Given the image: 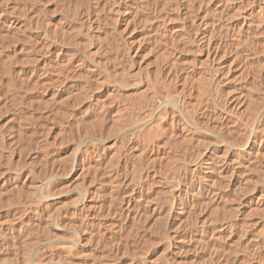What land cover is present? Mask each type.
<instances>
[{
	"label": "rangeland",
	"instance_id": "374dc122",
	"mask_svg": "<svg viewBox=\"0 0 264 264\" xmlns=\"http://www.w3.org/2000/svg\"><path fill=\"white\" fill-rule=\"evenodd\" d=\"M185 1H187V0H184V1L183 0H179V1L178 0H156V1L155 0H153V1L152 0H150V1L149 0H119V1L118 0H90V1L89 0H0V146H1L0 147V158H1L0 159V171H1L0 172V183H1L0 184V221L2 222V223L0 222V233L2 234V235L0 234V262H2V264H13V262L15 261V259L17 260V258L19 260V262L17 261V263H20V264H23L24 260L27 261L26 259L29 260V264L38 263L36 261H40V262H43L45 264H50V263L59 264L56 262L58 260V258L63 256L62 258H59V260L69 259V257H67L69 255H67V253H70L71 250H72L71 254L73 255V256L71 255L73 262L74 261H77L79 263H83V262L87 263L88 262L87 264H90L91 261H92V263L94 262L93 264H96L97 263L96 260L98 261L97 264H99V262L101 263L102 260H104V258H105L104 257L102 259V257L99 255V254H102V252H103L102 256L106 255V258L102 262V264H107V262H105V261H108V260H109L108 261L109 264H180L181 262H182V264H190V263L191 264H208L209 262H210L209 264H247V263L248 264H264V258H263L264 256L261 255L262 259L260 257L257 258V256H256L257 255L256 253L259 249L258 243L260 240H262L264 238V231H263L264 230V211L255 210V207L253 206V203L251 202L252 198H251V194L249 192L250 189H248L246 187V186H248V184L243 182L247 179V177L251 173L249 168L248 169L243 168L244 171L242 170L243 174L241 173V179L243 181H241V182L243 184L240 181H238V174H239L238 172L240 170V166L238 163L239 160H237L236 157H232L235 159H233V160L229 159L228 162H230V163H227L228 167L231 168L230 170H232V169L234 170L233 171L234 173H233L231 171L226 172L225 170H222L221 168H223L226 164H222V162L220 161L221 158H219L218 156L212 155L211 159L207 160L208 163L206 162L207 165L209 164L207 166L208 168L205 167L206 164L205 165L203 163H202L203 165L201 164V168L203 169L202 172L208 173L207 176L210 175L214 179V182H213V180H212V182L210 180V186L211 187H209L207 185L208 180H205V178L201 179V180L199 179L200 180V183H199L196 172L190 171L192 173V177L190 176L191 173L190 174L188 173V177L185 178V180H184L185 187H183L182 191L179 194L180 196L178 195V197L173 196L172 192L170 191V190L176 189L175 183L172 182L170 176H172L171 173L178 171L177 168H179V167H177V164L173 162L171 164L169 163L170 166H168L167 163L163 162L164 163L163 166L164 165L165 166L167 165V166L163 167L161 165V167H160V172H162V174L164 175V176H161L163 179L160 178V180L162 182L161 183H157V182L154 183L155 181H158L157 180L158 177H156V176L151 177V175H150L151 169H152V163L147 158H143V161H142L143 167L146 168V166H147V172H148L149 176H146L145 174H143L146 177L143 176V178L140 179V181L144 179L145 181L144 180L143 181L147 182V183H145V184H147V186L145 188L146 191L144 190L142 200L140 199V201L138 200L137 202L132 201V205L134 208L131 205V208L127 211L128 212V218L124 217V219L122 220L123 215L121 216V212H118V211H121L120 209H122V207L125 208V205L122 202V197L120 198V196H121L120 190H117L118 191V192H116L117 196L115 195L114 199H113V201H115L117 204L115 202H113L112 203L113 204V206H112L113 211L112 210L110 211L112 218L114 217L113 221L110 220L108 212H106L107 214L105 213V211L107 210V207H106L107 203L103 202L104 204H106V206L104 205V207H106V208H102L101 212L99 211L100 212L99 216L103 215V216H101L100 221L101 220L104 221V222L103 221L100 222L101 225L102 224L104 225V226L100 225V227H99L101 232H100V230H98L99 232L96 231L98 229L97 227L96 228H92V227L90 228L91 225L87 224L86 222L83 223V221H82V223H81L80 220L81 219L83 220V218H78V220L80 219L79 222H78V220L75 222L78 229L83 230V232L86 233V237H88V238H86V240L87 239L90 240L89 237H93L95 234V236H94L95 238H93V239H95V241H93V239L90 240L91 242L93 241L95 243H93V242L91 243L90 241L89 242L92 245L94 244L93 247L99 248V249L96 250L97 252L91 251V255L87 254L88 252L90 253V251H88V252L86 251L87 253L85 254V256L83 255L84 254L83 253V254L77 255V258H74L75 255L73 254L74 250L71 249L72 247H70L69 252L61 251V250H63L62 249V247L64 245L63 242H61V241L55 242L54 241L55 242L54 243L51 241V244H53V245H50L49 244L50 242L49 243L45 242L46 241V240H44L45 237L43 238L44 235L40 234V232L42 231V229H40V228H42V225L45 224L44 221H45V218H47V216H45L46 214L44 212L43 213L41 212L42 215L40 213L38 214V212L36 213L37 215L35 213H34V215L33 214L29 215V213L25 209H23L25 206L21 201H17V202L15 201L14 202L12 199H10L11 196L13 195V191L11 190L12 189L11 182L15 183L19 187H21V189H23V191H25L29 187V184L31 185L32 183H34L35 180H36V182H38V183L40 182L43 185H45V182H46L45 180L51 174L50 172L52 170H54V171H52V173H54L55 171H57V169L59 171V168H60L59 162L61 161V158H63L62 157V156H64L63 154H66V153L70 154L72 152H73V154L75 153L74 152L75 149H72V147L75 148V145H74L75 142L71 141L73 138L72 136H74L73 139H74V141H76L77 139L75 136L76 135L78 136L79 135L78 133L81 132L80 134H82L83 136L80 138L86 140L85 146H88L90 149L94 147V148H96V150L99 148L98 154H100L99 158H100V162H101V163L99 162L101 164L99 170L101 172L103 171V173H101L100 178L98 176V178H99L98 180H101V181H99V183H97V185L100 184L97 187H99V190L101 191L100 194L102 193L100 195V199L102 198L104 200V198H105L104 201H108V197H106L105 193L107 192L106 194H108L109 193L108 190L110 189L109 185L107 184L109 177H110L109 175L112 174L113 171H115L117 166L119 167V164H120L121 159H122L118 155H116L117 156V159H116V157H114V156L117 153L112 154V155H114V156H112L110 154L111 152L109 153V150L112 149L117 144V141L119 142L120 139H118V138H121V136H123L122 133L127 127V124L125 121L129 120L128 119L129 113H126L128 110L125 106L126 101H124V100L127 98L128 94L133 92L132 89H138L139 93H141L140 91L143 92L145 87H146L145 88L146 90L148 87H150V89H151V87L153 86V84H152L153 81L151 79H152V77H154L155 73L159 74L158 72H161V74H169L170 75L169 77H171V78L169 81H171V84H169V88H170V85H172V86H171L169 91L170 92L172 91L171 93H174V94H175V91L178 93L179 89H181V85H180L181 81H179V79L176 78L177 72L178 73L182 72L184 70L182 68H184L185 66H186L185 68H187V67L192 68L191 66H197L198 65L197 63L203 61L202 64H204V66L208 67V70L210 71V73L214 72V70H213L214 68L211 67L210 65H208V61H207L206 56H205L206 54L203 53V51H200L199 49L197 50V47L195 46L196 41L198 40V38H200L199 35L201 34V32L206 31V29H207V32L209 30L210 31L212 30L211 33L210 32L206 33L207 35L211 34L209 36H211L212 41H214L215 43L220 41L219 43H217L218 48L221 52L222 51L224 52V53L220 52V55L221 56L223 55L222 56L223 59L220 58V61L221 62L223 61L224 62L223 64L229 65L228 62H231V60L233 59L232 60L233 62H231L232 64L230 63L231 65H229V66H231V72L233 71L232 72L233 73L232 78H234L233 81L237 82L239 80V75H238L239 69L242 68V65L246 64L245 66H243V67H245V69L247 68V70H245V72H244V73H246V75H244V73H243V75H244L243 77H244V79H246V82H248L247 84H248L249 88H250L249 85H251V88L252 87L258 88L259 84H261V83H258L259 80L263 79V77H264V74H262V72L264 73V70H263L264 68L262 66V65H264V62H263L264 61L263 60L264 59V53H263L264 52V40H263L264 35H262V36L259 35L261 33L264 34V30H263L264 29L263 28L264 23L262 22V24H261L262 25L261 28H263L262 29L263 31L259 28L258 29L259 31L257 30L258 34L255 33L257 36H253L252 33H251L252 35H250V34H247L249 36L246 35L249 39L246 36H242L241 40L247 38L249 41L246 40L247 42L245 44V40L242 41L243 43L240 42L241 41L240 40L239 43L241 45L239 43L238 44L236 43L237 44L236 45L235 44L236 39H234V38H236V34H237L236 28L239 29L240 25L232 27L233 23H235V22L238 23L242 20V15H244V14L247 15L253 9V5L251 4L252 0H250V1H248V0H240V1L239 0L238 1L237 0H231V1L230 0H228V1L227 0H225V1L224 0H221V1L220 0H201V1L200 0L199 1L198 0H193V1L191 0V1H189L188 0L187 2L193 3L192 5L188 4V3L186 4ZM258 1L261 4V6L264 7V5H263L264 0H258ZM177 3H179L180 6ZM247 3H249V5H247ZM160 4H161V7H160ZM198 4H200V5H198ZM244 4L247 5V7L244 6ZM186 5L187 6L189 5V7H192V8L187 9ZM170 8H172L173 10H170ZM219 8L220 9L223 8V9L219 10ZM234 8L236 10L239 8V10L235 11ZM177 9L179 12L177 11ZM185 9H186V13L189 10V12H188L189 14L184 16V17H187V19L186 18L183 19V17H181L182 15L186 14V13H184ZM216 9H218V11ZM231 9L234 11H232ZM12 10H13V12H12ZM115 10H118V11L116 12ZM219 11H221V12H219ZM263 11H264V9H263ZM196 12H197V14H196ZM232 12H234V13H232ZM237 12H239L240 14H242V13L243 14L240 15ZM93 13H94V15H93ZM90 14H92V15H90ZM198 14H200V15L198 16ZM215 14H216V16H215ZM233 14H235L234 18H233V16H234ZM236 14H237V16H236ZM86 15H88V16H86ZM227 15L230 19L225 18V17H227ZM104 16H106V17H104ZM205 16H207V17L209 16V17L206 18ZM212 16L214 18H211ZM261 16L263 17L262 14H261ZM173 17H174V19H172ZM176 17L178 18V20ZM202 17L205 20L206 19L207 20L203 22L204 19ZM249 17H251L253 19L256 17V15L252 14ZM218 18H220V19H218ZM221 18H223L225 20H223ZM258 18H259V16H258ZM247 19L248 18H246V20ZM114 20H116V21H114ZM150 20H153V21H150ZM210 20L212 22L209 23L210 25L208 24L209 26L204 25V24H207L208 21H210ZM216 20H218L217 21L218 23H216ZM190 21L192 23H194L195 21L196 22L200 21V22H198V24L196 22L194 24H192ZM230 21L231 22L234 21V22L231 23ZM201 22H203L204 24ZM213 22H214V25L212 24ZM161 23H163V24H161ZM215 23H216V25H215ZM38 25H39V27H38ZM193 25H195V27L196 26L197 27L195 28ZM34 26H36V27H34ZM87 26L89 27V29L86 28ZM113 26H114V28H113ZM190 26H192V27H190ZM199 26L201 28H199ZM202 26H204V27H202ZM210 26H212V28H210ZM219 26H220V28H219ZM187 27L190 30H191V28H192V30L195 29L194 31H196V32L194 33L193 31L189 30L190 31V33H189V31H187L188 29H185ZM230 27L232 30H235L232 32L235 35H233L231 33ZM17 28H19V29H17ZM119 28H121V29H119ZM104 29H105V31H104ZM197 29L199 30L198 32H197ZM181 30H184V31H181ZM253 30H255V32H256L255 27L253 28ZM54 33H56V34H54ZM193 33L195 34L194 37L191 36V35H193ZM219 33H221V34H219ZM162 34H163V36H162ZM228 34L231 35L230 38H228L229 37ZM245 34L246 33H244L243 35H245ZM182 35H184V37ZM209 36H207V37H209ZM250 36H251V39H250ZM99 37H100V39H99ZM178 37H180V38H178ZM71 38H72V40H71ZM192 38L196 41L192 42V40H193ZM129 39H131V40H129ZM176 39H177V41H176ZM229 39H232L234 41V43L233 42L231 43V44H233L232 46H231V44L230 45L228 44V42L231 41ZM188 40H190L191 42ZM82 41H84V43ZM185 41H187V43ZM254 42H255V44H254ZM220 44L221 45L223 44L224 47H223V45L221 46ZM227 44H228V46H227ZM78 45L82 46L83 48L78 46ZM114 46H116V47H114ZM234 46H236V48H234L235 50L238 48L236 51H234V49H233ZM241 46L243 47V50H242ZM222 47H223V50L220 49ZM104 49L106 52L104 51ZM185 49H186V52H185ZM192 49H193V51H192ZM99 52H101V53H99ZM236 52H238V53H236ZM244 52L247 56L244 54ZM99 54H100V56H99ZM171 55H172V57H171ZM91 56L93 57L92 60H91ZM244 56H246V57H244ZM107 58H109L108 59L109 61L107 60ZM111 58H112V60H111ZM240 58L244 59V60L241 61ZM173 59H175V60H173ZM187 59H188V61H187ZM227 60H228V62H227ZM248 60L250 63L248 62ZM98 61H99V63L101 62L100 65H98L99 64ZM191 62H192V65H191ZM173 63H175L174 66H173ZM115 64L116 65L120 64V65H117L118 66L117 67ZM195 64H197V65H195ZM248 64H249V66H248ZM102 65H103V67H102ZM157 65H160V66L158 67ZM187 65H189V66H187ZM179 66L182 68L179 69L180 68ZM255 66H257V67H255ZM111 67H114V68H111ZM101 68H102V70H100ZM258 68H260L261 70ZM106 69H108L109 71ZM98 70H99V72H97ZM249 70H251V71H249ZM117 71H118V73H117ZM136 71L138 72V74ZM254 71H255V73H254ZM129 73H132V74H130L128 77ZM65 74H66V76H64ZM70 74H72V75H70ZM236 74H237V76H236ZM254 74H256V75H254ZM56 75H57V77H56ZM131 75H133L134 77H131ZM259 75H260V77H259ZM22 76L24 77V79ZM72 76L73 77L75 76V78H73ZM88 76L90 77L89 80H88ZM38 77H40V78H38ZM65 77H66V79H65ZM71 78H73V79H71ZM122 78H124V79H122ZM154 78H153V80H154ZM173 79H175V80H173ZM50 80H52L51 83H50ZM58 80H59V83L57 82ZM124 80L126 83L124 82ZM136 80H137V82H136ZM224 80L225 79L223 78V80L217 85L218 87L216 86V88L214 90V92H216L215 93L216 94V101L219 100L218 102H220L222 104L226 103L227 100L231 101V97L233 98L236 94H238L236 91H235L236 93L233 91L232 96H231V94H227V92H226L228 89V88H226L227 87L226 86L227 81L226 80L224 81ZM148 81H149V83H147V84H149L150 86L148 85V87H147V84H144V82L146 83ZM177 81L179 82V84H177L178 83ZM121 82H123L122 84H124V83L125 84L123 86H121L122 85ZM130 82H132V84ZM138 83L140 85H141V83H143V84H142V86H140V85L137 86ZM159 84L160 85L158 86L155 83L156 89L159 90L160 86H161V89L163 90V85L161 83H159ZM252 84H255V85H252ZM176 85L179 86V88L176 87ZM256 85H258V86H256ZM43 86H45V87H43ZM86 86H88V87H86ZM97 86H100V87H97ZM10 89H11V92H9ZM150 89L147 90V92L145 90L143 92V94H145V95H146V93L148 94L150 92ZM261 89H264V87L261 86V88L259 89V92ZM85 90H86V92H85ZM74 92H76V93H74ZM80 92H81V94H80ZM160 93H164V91L160 90ZM260 93H262V92H260ZM116 94L118 96H121V100H120V97H118V96L116 97ZM124 94H125V96H124ZM247 94L243 95L244 96L243 100L246 98L244 100V102H245L244 108L245 107L247 108L248 103L250 101V97H249V99H247V97H248ZM68 95H69V97H68ZM14 96H15V98L18 97L19 101H17L18 99L15 100V98H13ZM78 96L81 99H83L84 101L81 100ZM82 96H83V98H82ZM122 96L124 97V99ZM70 97H72V98L70 99ZM87 97H88V99H86ZM11 98H13V100ZM97 98H98V100H97ZM10 99L12 101H9ZM51 99H52V101H51ZM100 99H101V101H99ZM45 100L46 101L49 100L50 102H46ZM93 100H95L94 101L95 103H93ZM122 100L124 103L121 102ZM13 101L14 102L17 101V103H19V105L17 103H15V104H17L18 106L12 105ZM98 101L100 103L103 102L102 103L103 107L101 106L102 108L99 106L100 103ZM116 101H118V102L120 101L124 106L120 103L118 106L119 107V109H118V107H117L118 102H116ZM247 101H248V103H247ZM44 102H45V104L48 103V104H46L47 107L44 106L45 105ZM90 102H92L93 104ZM89 103L92 105H90ZM75 104L77 106H75ZM96 104H98V105H96ZM216 104H217V102H216ZM246 104H247V106H246ZM260 104L262 105L263 103L261 102ZM69 106H71V107H69ZM120 106H121V108H120ZM122 108L124 109V111H123V113H120L123 110ZM261 108H262V106L259 109H261ZM11 109L13 111L15 110L16 112L15 111L13 112ZM37 109L40 112H38ZM120 109H122V110L119 111ZM84 111H86V112H84ZM118 111L121 115L120 117H123V116L125 117V118L123 117L122 119H126L123 121L126 124V126L120 118L115 119V116L118 113ZM55 112L62 113L63 115L61 114L60 115L61 117H60L58 114V116H57V113L55 114ZM70 112L71 113L73 112V113L71 114ZM105 112L106 113L108 112V114H106ZM114 112H117V113H114ZM103 113L106 114L105 122H103L104 120L103 121L101 120L102 117L104 116ZM112 113L114 116L112 115ZM38 114H41L39 116V118H38ZM124 114L125 115L128 114V116L126 115L128 118ZM111 115L114 118L113 122H112L113 118L111 117ZM34 118H35V120H34ZM37 118H38V120H36ZM118 119L120 120L122 125L124 124L123 125L124 127L120 126L121 123L119 122ZM97 120H98V122H97ZM56 121H57V123H56ZM81 121H83V124L85 122V124L83 125ZM58 122H60V123L62 122L61 123L62 125L59 124ZM90 122L92 123L91 125H90ZM99 122H101V123H99ZM118 122L120 125L118 124ZM79 123L81 124V126L79 125ZM72 124H74V125H72ZM57 125H58V127L60 126L61 129H59L57 127ZM99 125H100V130L98 129ZM109 126H110V129H109ZM114 126H115V128H113ZM76 127L78 128L77 131H80V132L77 133ZM83 127H84V129H83ZM119 127H121V130L119 129ZM116 128H118L120 130V132L117 131L118 129L115 130ZM108 129H109V131H107ZM226 129H227V127L225 125L223 127L222 124L220 125L219 128L215 129L216 133L218 132V135H220L219 136L220 139H223L224 137H225L224 139H229L228 137H230L231 134L230 133L228 134V131ZM96 130H98L99 132ZM100 131H102V132H100ZM115 131H117V132H115ZM45 132H47L48 134H45ZM58 132L60 135L57 134ZM85 132L88 134L85 135L86 134ZM94 132H95V134H93ZM2 133H4V134H2ZM38 133H40V135ZM61 134H63V135H61ZM65 134L67 136H65ZM92 134H93V136H96L94 141H93L94 146L91 145L92 144V140H91ZM99 134H101L100 138H99ZM120 134H122V135H120ZM55 136L57 137L56 138L57 140L54 138ZM62 136H63L62 142L63 143L65 142L66 145H65V143L62 144V142L60 140L62 138ZM79 136H81V135H79ZM79 136H78V138H79ZM30 137H31V140H30ZM13 138H16V139H13ZM36 138H39V139H36ZM40 138H41V140H40ZM23 139H24V141H23ZM25 139H27V140H25ZM53 139H54V141H53ZM89 139L91 142L89 141L90 143H87ZM220 139H218V140H220ZM33 140H35V141H33ZM51 140L53 141L52 143L50 142ZM58 140H59V143L62 144L61 145L62 147L61 146L59 147L58 146L59 143L58 144L56 143V141L58 142ZM66 140H67V142H66ZM169 140H170L169 144L172 143V145H174V146L176 145L173 143L174 142L173 140H171V139H169ZM32 141H33V143H32ZM95 141H96V143H95ZM114 141H116V142H114ZM46 143H47V146H46ZM48 143H49V145H48ZM50 143H51V145H50ZM86 143L88 145H86ZM177 144H178L177 147H180L181 149L184 148L183 147L184 143H183V145L182 144L180 145V143H177ZM95 145H97V147ZM188 145H186L185 150L187 151L189 149L188 152H190L193 149V148L191 149V147H193V144L189 145L190 146L189 148H188ZM38 147L40 150L39 149L36 150ZM195 148H194V150L197 153V157L200 158L199 154H201L202 150L200 148L199 149L200 151H198L200 153H198L196 151L197 148L196 149ZM213 148H216V146H213ZM8 149H10V150H8ZM56 152H57V155H56ZM105 152H106V154H105ZM191 152H193V150ZM2 153H4V154H2ZM5 153H7V154H5ZM112 153H113V151H112ZM73 154H71V155H73ZM71 155L70 156L68 155V156L71 158ZM107 155H108V157H107ZM32 156H34V157H32ZM58 157L60 158V161H59ZM110 157H114V158L111 159ZM194 157L196 158V154ZM109 158L111 159V161L109 160ZM16 159L21 164H18ZM63 159L66 160V155L64 156ZM54 160H55V162H54ZM56 160H58V161H56ZM68 160H69V158L67 159V161ZM112 160H114V161H112ZM209 161H210V163H209ZM69 162L67 164H69ZM103 162H104V164H103ZM111 162H112V164H111ZM45 163H46V165H45ZM43 164H44V167H43ZM114 164H115V166H114ZM9 165H11V166H9ZM123 165H124V163L122 164V166ZM57 166H58V168H57ZM101 166H102V168H101ZM105 168L107 170H104ZM125 168H126L125 174H127L128 170L131 168L130 167H125ZM145 168H144V171H145ZM45 169H46V171H45ZM211 169L213 171H211ZM100 171H98V172H100ZM104 171H106V173H104ZM129 171L130 172L128 173V175L130 174L132 176V173L134 170L131 169ZM219 173L221 175H219ZM261 173L264 174V172H261ZM105 174H106V176H105ZM98 175H99V173H98ZM102 175H104L105 177L104 176L102 177ZM134 175H135V173H133L132 178H134ZM138 175L139 174L136 173L134 180L136 179L137 181H139ZM259 175L256 174V172H255L253 179H255L256 182H258L257 184H263L264 179H263V177H259ZM43 176L44 177L46 176V178L43 179L44 178ZM103 178L104 179L106 178V179L104 180ZM2 179H3V181H2ZM76 180L79 182L81 181L80 179L78 180V178H77L73 181H70L68 186L70 185V187L77 186V187H82V188H85L86 186L88 187V182H86L84 184L86 186H83V184H80L82 181L76 185V183H78ZM160 180L158 182H160ZM102 181H103V183H102ZM104 181H106V182H104ZM215 181L217 183V186L219 183V186H218L219 188L217 191L218 192L220 191V192L218 193V195L213 194L214 190H215V188L213 186H215V184L211 185V183H215ZM4 182L6 183V185ZM105 183H106V186H105ZM132 183H133V181H132ZM170 183H172V184H170ZM2 184H3V186H2ZM150 184H152L154 187L150 186ZM155 184H158V185H155ZM245 184H247V185H245ZM80 185H82V186H80ZM239 185L242 186L243 188L246 187V189H248V192H247V190H244L245 188L243 189V191L240 190ZM133 186H134V183L132 184L130 189H132ZM101 187H103V188H101ZM160 187H162V188H160ZM205 187H207V188H205ZM222 187H223V189H222ZM43 188H45V189H43V193H45L44 190L49 188V186L45 185V186H43ZM3 189H4V191H3ZM207 189H209V191ZM210 189H212V191ZM8 191H11V192H8ZM46 191H48V189ZM174 192H175V190H174ZM211 192H213V193H211ZM1 193H3L2 196H1ZM221 193H222V196H221ZM129 194L131 197L134 196L132 190L129 192ZM175 194H177V192ZM102 195H105V196H102ZM207 195H209V196H207ZM74 196H75V198H77V196H79V194H77V192H75ZM171 197H172V199H171ZM6 198H8L10 200L7 202L8 199H6ZM9 202L11 204L12 203H14V204L11 205V204H9ZM20 202L22 204H20ZM67 202H69V199ZM17 203H19V204H17ZM191 204H193V205H191ZM6 205H7V207H6ZM52 207H51V211H55V212H52L53 216L55 215L54 219L56 221H58V220L61 221L62 224H63V222H64V224L67 223L68 222L67 220H69V219H67V218L64 219L63 217H61L64 215L63 214L64 208L61 211H58L56 208L54 209L55 206H52ZM118 208H119V210H118ZM174 208H176V209H174ZM116 209H117V211H116ZM114 210L116 211V213H119L120 215L114 213ZM213 210H214V212H213ZM102 212H104L106 216ZM55 213H57V215ZM21 214H22V216H21ZM58 215H60V216L58 217ZM118 215H119V217H118ZM14 216H15L16 220H15ZM16 216H18V217H16ZM202 216H203V218H202ZM115 217L117 219L121 218V219H119L120 221L117 219H116L117 221H115ZM61 219H63V220H61ZM4 220L6 223L4 222ZM21 220L25 221L26 223L21 221ZM41 220H43V222H41ZM109 220L111 222H114V227H113V224H110V225H112L113 228H115L114 230H113V228H111V226H108ZM14 221H16V222H14ZM18 221H20V222H18ZM115 222H118V223H116L117 227L115 225ZM20 223H22V224H20ZM23 224L25 227L23 226ZM37 224L40 228L39 227L37 228ZM67 224H65V225L70 226L69 223H67ZM85 224H86V226H85ZM223 225L227 226L228 228L225 227L226 229L223 231V233L224 232L225 233L224 234L222 233L223 235L220 234V236H219L216 234V232L218 231L217 229H219L220 227H223ZM26 227H28V228H26ZM81 227H82V229H81ZM84 227L86 228V232L84 230L85 229ZM89 228L91 230L92 229L94 230L91 232V235L88 234V233H90ZM104 228H106V229H104ZM229 228H231V229H229ZM30 229H31V231H30ZM38 229L40 230V232ZM107 229L110 233L107 231ZM112 231H113V233H111ZM69 232H66L67 236H69V234L73 233L70 230H69ZM93 232H94V234H93ZM105 232H106V234L109 233L111 235V237L113 236L114 239H112V238L111 239L114 241H112V240L110 241V239L108 237L109 234L105 235ZM100 233L101 234L103 233L104 235L103 234L101 235ZM73 234H71L70 236L74 237L75 234L74 235ZM164 234H166V235H164ZM240 234H241V236H240ZM88 235H90V236H88ZM96 236L98 238L97 239L98 241L96 240ZM98 236H100V237H98ZM199 236H200V238H199ZM106 237L109 239V243L114 242V243H112V244H114L113 249L115 248L116 251L114 252V250H113L112 251L113 254L110 253L112 255H110L108 253H106L104 255L105 249H106L105 247L107 244H109L108 239ZM36 238H38V239L40 238L39 239L40 241L37 240V242L34 241L35 243H33L32 239L36 240ZM25 239H27V240H25ZM28 239L30 241H32V243H30V241ZM118 239H119V241H118ZM199 239H201V240H199ZM23 240L26 242H24ZM105 240H106V243H105ZM27 241H29V243ZM23 242H24V244H23ZM25 243H26V245H28L27 249H26ZM58 243H60V244H58ZM96 243L99 245H97ZM103 244H105V246ZM115 245H117L118 247ZM253 245L255 246V248L257 246V248H256L257 251L255 250ZM37 246H39V247L36 248ZM40 246H41V248H40ZM46 246H47V249H43V247L45 248ZM30 247H31V249H30ZM48 247H50L51 251L48 249ZM52 248L54 249L53 251H52ZM101 248L104 251H102V250L100 251ZM214 248H215V250H214ZM58 249H59V251H57ZM184 250H186V251L184 252ZM254 250L256 253L253 252ZM60 253L61 254L65 253V256L64 255L61 256ZM92 253H94L93 256H92ZM179 253H181V254H179ZM250 253H252V254L255 253L254 257ZM22 254H24V255H22ZM26 255H27V257H26ZM57 255H60V256H57ZM86 255L90 256V257L92 256V257L91 258L89 257L90 259H87L88 257ZM12 256H13V258H12ZM23 256L25 257L24 259L22 258ZM51 256H53L54 259H52ZM97 256L100 257V260L95 259ZM32 257H33V259H32ZM56 257H57V259H56ZM83 257L84 258L86 257V259L82 260ZM99 257H97V258H99ZM252 257L256 258V259L254 260ZM251 258L254 261H252ZM1 259H2V261H1ZM93 259H95V261ZM51 260H53L54 262H51ZM80 260H82V261H80ZM67 261H69V260H67ZM259 261H261V262L259 263ZM27 262L24 264H28Z\"/></svg>",
	"mask_w": 264,
	"mask_h": 264
},
{
	"label": "bare ground",
	"instance_id": "6f19581e",
	"mask_svg": "<svg viewBox=\"0 0 264 264\" xmlns=\"http://www.w3.org/2000/svg\"><path fill=\"white\" fill-rule=\"evenodd\" d=\"M90 1V0H89ZM119 1V0H118ZM150 1V0H149ZM153 1V0H152ZM156 1V0H155ZM179 1V0H178ZM184 1V0H183ZM188 1V0H187ZM187 1H185L186 2V4L188 3ZM189 1H191V0H189ZM193 1V0H192ZM199 1V0H198ZM201 1V0H200ZM221 1V0H220ZM225 1V0H224ZM228 1V0H227ZM226 1V2H227ZM231 1V0H230ZM238 1V0H237ZM240 1V0H239ZM248 1H250V0H248ZM95 2V1H94ZM118 3V2H117ZM165 3V2H164ZM180 3V2H179ZM179 3H177V4H179ZM199 3V2H198ZM237 3V2H236ZM246 3V2H245ZM102 4V3H101ZM154 4V3H153ZM182 4V3H181ZM188 4H193V3H188ZM201 4V3H200ZM200 4H198V5H200ZM226 4V3H225ZM251 4L253 5V9L250 11V13H248L247 15L246 14H244V15H242V14H240L239 12H237V13H239L240 15H242V20L240 21V22H238V23H233V26L232 27H234V26H238V25H240L239 26V29L238 28H236L237 30V34H236V38H234V39H236L235 41V44L237 43H239V41L242 39V36H246L247 34H250V35H252L253 34V36H257L255 33H257L258 34V29L260 28L261 30L264 28V25H263V28H261L262 27V22L264 23V11H263V9H264V7L263 6H261V4L259 3V1L258 0H252L251 1ZM113 5V4H112ZM146 5V4H145ZM151 5V4H150ZM197 5V6H198ZM238 5V4H237ZM243 5V4H242ZM247 5H249V3H247ZM247 5H245L244 4V6H246L247 7ZM264 5V4H263ZM96 6V5H95ZM99 6V5H98ZM134 6V5H133ZM177 6V5H176ZM179 6H180V4H179ZM183 6V5H182ZM181 6V7H182ZM187 6V5H186ZM194 6V5H193ZM216 6V5H215ZM227 6V5H226ZM233 6V5H232ZM144 7V6H143ZM160 7H161V4H160ZM159 7V8H160ZM178 7V6H177ZM176 7V8H177ZM199 7V6H198ZM201 7V6H200ZM225 7V6H224ZM242 7V6H241ZM240 7V8H241ZM245 7V8H246ZM252 7V6H251ZM100 8V7H99ZM158 8V9H159ZM174 8V7H173ZM180 8V7H179ZM188 8H192V7H189V5L187 6V9ZM232 8V7H231ZM237 8V7H236ZM244 8V7H243ZM242 8V9H243ZM161 9V8H160ZM165 9V8H164ZM184 9V8H183ZM221 9H223V8H221ZM220 8H219V10H221ZM225 9V8H224ZM235 9V8H234ZM7 10V9H6ZM97 10V9H96ZM105 10V9H104ZM170 10H173L172 8H170ZM217 11H218V9H216ZM232 10V9H231ZM237 10H239V8L237 9ZM236 9H235V11H237ZM116 12L118 11V10H115ZM157 11V10H156ZM167 11V10H166ZM177 11H178V9H177ZM185 12L184 13H186V9L184 10ZM198 11V10H197ZM232 11H234V10H232ZM9 12V11H8ZM12 12H13V10H12ZM15 12V11H14ZM160 12V11H159ZM172 12V11H171ZM179 12V11H178ZM189 10L187 11V13L186 14H184V15H182L181 17H183V19L184 18H186L187 19V17H184V16H186V15H188L189 13ZM219 12H221V11H219ZM124 13V12H123ZM168 13V12H167ZM216 13V12H215ZM232 13H234V12H232ZM13 14V13H12ZM73 14V13H72ZM102 14V13H101ZM159 14V13H158ZM196 14H197V12H196ZM213 14V13H212ZM219 14V13H218ZM221 14V13H220ZM223 14V13H222ZM225 14V13H224ZM230 14V13H229ZM228 14V15H229ZM238 14V15H239ZM252 14H255L256 15V17L255 18H251V17H249V16H251ZM261 14L263 15V17L261 16ZM90 15H92V14H90ZM93 15H94V13H93ZM141 15V14H140ZM178 15V14H177ZM200 14H198V16H199ZM208 15V14H207ZM228 15H227V17H225L226 19H230L229 17H228ZM234 16H233V18L235 17V14H233ZM86 16H88V15H86ZM98 16V15H97ZM96 16V17H97ZM197 16V15H196ZM195 16V17H196ZM211 16V15H210ZM214 16V15H213ZM211 17V18H214L215 16H216V14H215V16L214 17ZM226 16V15H225ZM230 16V15H229ZM232 16V15H231ZM236 16H237V14H236ZM258 16H259V18H258ZM22 17V16H21ZM104 17H106V16H104ZM108 17V16H107ZM110 17V16H109ZM117 17V16H116ZM164 17V16H163ZM180 17V18H181ZM189 17V16H188ZM206 18H208L207 16H205ZM218 17V16H217ZM221 17V16H220ZM19 18V17H18ZM114 18V17H113ZM137 18V17H136ZM159 18V17H158ZM161 18V17H160ZM168 18V17H167ZM177 18V17H176ZM179 18V19H180ZM203 18V17H202ZM224 18V17H223ZM223 18H221V19H223ZM232 18V17H231ZM239 18V17H238ZM246 18H248L247 20H246ZM104 19V18H103ZM106 19V18H105ZM108 19V18H107ZM152 19V18H151ZM164 19V18H163ZM166 19V18H165ZM172 19H174V17L172 18ZM189 19V18H188ZM194 19V18H193ZM199 19V18H198ZM197 19V20H198ZM204 19V18H203ZM218 19H220V18H218ZM240 19V18H239ZM263 19V20H262ZM98 20V19H97ZM171 20V19H170ZM176 20V19H175ZM177 20H178V18H177ZM182 20V19H181ZM192 20V19H191ZM196 20V21H197ZM200 20V19H199ZM207 20V19H206ZM205 19L203 20V22L204 21H206ZM209 20V19H208ZM214 20V19H213ZM223 20H225V19H223ZM88 21V20H87ZM114 21H116V20H114ZM137 21V20H136ZM150 21H153V20H150ZM163 21V20H162ZM183 21V20H182ZM193 21V20H192ZM195 21V22H196ZM202 21V20H201ZM218 20H216V23H218L217 22ZM146 22V21H145ZM170 22V21H169ZM191 22V21H190ZM194 22V23H195ZM198 22H200V21H198ZM198 22H196L197 24H198ZM203 22H201V23H203ZM210 22H212L211 20L210 21H208V23L207 24H204V25H208ZM226 22V21H225ZM231 22V21H230ZM232 22H234V21H232ZM231 22V23H232ZM104 23V22H103ZM148 23V22H147ZM192 23V22H191ZM194 23H192V24H194ZM216 23H215V25H216ZM91 24V23H90ZM99 24V23H98ZM114 24V23H113ZM138 24V23H137ZM161 24H163V23H161ZM178 24V23H177ZM213 25H214V22L212 23ZM211 24V25H212ZM230 24V23H229ZM85 25V24H84ZM88 25V24H87ZM136 25V24H135ZM146 25V24H145ZM202 25V24H201ZM210 25V24H209ZM208 25V26H209ZM9 26V25H8ZM142 26V25H141ZM183 26V25H182ZM194 27H195V25H193ZM221 26V25H220ZM220 26H219V28H220ZM28 27V26H27ZM34 27H36V26H34ZM38 27H39V25H38ZM99 27V26H98ZM190 27H192V26H190ZM197 27V26H196ZM195 27V28H196ZM202 27H204V26H202ZM222 27V26H221ZM228 27V26H227ZM226 27V28H227ZM256 28V32H255V30H253V28ZM9 28V27H8ZM30 28V27H29ZM41 28V27H40ZM39 28V29H40ZM57 28V27H56ZM60 28V27H59ZM77 28V27H76ZM86 28H88L89 29V27L87 26ZM94 28V27H93ZM113 28H114V26H113ZM125 28V27H124ZM139 28V27H138ZM199 28H201L200 26H199ZM198 28V29H199ZM210 28H212V26H210ZM17 29H19V28H17ZM36 29V28H35ZM119 29H121V28H119ZM133 29V28H132ZM135 29V28H134ZM173 29V28H172ZM171 29V30H172ZM185 29H188L187 31H189L190 29L187 27V28H185ZM197 29V32L199 31ZM228 29V28H227ZM230 29H231V27H230ZM47 30V29H46ZM59 30V29H58ZM57 30V31H58ZM76 30V29H75ZM79 30V29H78ZM170 30V29H169ZM177 30V29H176ZM195 30V29H194ZM194 30H192V28H191V30L190 31H193L194 33L196 32V31H194ZM209 30V29H208ZM220 30V29H219ZM258 30V31H257ZM264 30V29H263ZM262 30V31H263ZM50 31V30H49ZM65 31V30H64ZM104 31H105V29H104ZM141 31V30H140ZM154 31V30H153ZM181 31H184V30H181ZM186 31V30H185ZM190 31H189V33H190ZM212 31V30H211ZM211 31L209 30L208 32H210L211 33ZM218 31V30H217ZM226 31V30H225ZM233 31H235V30H232L231 29V33L233 32ZM261 31V32H262ZM38 32V31H37ZM53 32V31H52ZM78 32V31H77ZM131 32V31H130ZM201 32V31H200ZM207 32V29H206V31H203V32H201V34L199 35L200 36V38H198V40L196 41V40H194L193 38V40H192V42L193 41H196V43H195V46L197 47V50L199 49L200 51H203V53H205L206 55V59H207V61H208V65H210L211 67H213L212 69L214 70V72H212V73H210V71L208 70V67H206V66H204V64H202V62H199V63H197V64H195V65H197V66H191L192 65V62H191V67L192 68H190V67H187V68H182V67H180L179 69H184L182 72H180V73H178L177 72V75H176V78L177 79H179V81H181L180 83V85H181V89H179V92L177 93L176 91H175V94L174 93H171L169 90H170V88H171V86L172 85H170V88H169V84H171V81H169L170 80V78L171 77H169L170 75L169 74H161V72H158L159 74H157V73H155L154 74V77H152V81H153V86L151 87V89H150V87H148V85L149 84H147V83H149V81L148 82H144V84H147V87L150 89V92L147 94L146 93V95L145 94H143V92L146 90L145 88H144V91L142 92V91H140L141 93H139L138 91V89H132L133 90V92H129L130 94H128V96H127V98L124 100V101H126L125 103V106H126V108H127V110L129 111H127L126 113H129V118L127 117L128 116V114H124L129 120L127 121L126 119H122L123 117H120L121 115H120V113H123V111H124V107L122 108V109H120L119 111H121L122 110V112H120L119 113V111H118V113L117 112H114V113H117L116 114V116H115V119L116 118H120L121 120H122V122L124 121V120H126L125 122H126V124H127V127H126V129L123 131V136H121V138H118V139H120L119 140V142L117 141V144L112 148V149H110L109 150V153L112 155V154H115V153H117V154H115V156L114 155H112V156H114V157H116V159H117V156L116 155H118L119 157H121L120 159H121V162H120V164H119V167L117 168L116 167V169H115V171H113L112 172V174H110L109 176V180H108V182H107V184L109 185V193L108 194H106L105 193V195H106V197H108V201H104L105 200V198H104V200L102 199H100V195L102 194H100V190H99V187H97V186H99V185H97V183H99V181H101V180H98L99 178H100V176H101V173H103V171L101 172L100 170H99V168H100V158H99V155L100 154H98L99 152V148L96 150V148H94L93 146V144H94V139H95V137L96 136H93V134H95V132L92 134V144L91 145H93L92 147L93 148H89L88 146H85V142H86V140L85 139H81L80 137H82L83 135L82 134H80L81 132L80 131H77L78 130V128L76 129V131H77V133L78 132H80V133H78L79 135H81V136H79V138H78V136L76 135L75 137H76V141H74V136H72L73 138H72V140L71 141H73V142H75V148H73L72 146V149H75L74 150V154H73V152L72 153H66V154H63L64 156L66 155V160L65 159H63L64 158V156H62L63 158H61V161H60V158L58 157V159H59V166H60V168H59V171H58V169H57V171H55L54 173H52V171H54V170H52L50 173V175L47 177V179L45 180L46 182H45V185H47V186H49V188H47L48 189V191H46V190H44V192L45 193H43V189H45V188H43V186H45V185H43L42 183H38V182H36V180L34 181V183H32L31 185L29 184V187L25 190V191H23V189H21V187H19L17 184H15V183H12L11 182V187H12V191H13V195L11 196V198L10 199H12L14 202L16 201H21L23 204H24V208L23 209H25L28 213H29V215H31V214H33L34 215V213L36 214L37 212H38V214L40 213L41 214V212L43 213H45L46 215L45 216H47V218H45V221H44V223L45 224H43L42 225V228H40L39 226H38V224H37V228L39 227L40 229H42V231L40 232V230H39V232H40V234H43L42 236H43V238L45 237V239L44 240H46L45 242H50L49 244L50 245H53V244H51V241L52 242H57V241H61V242H63L64 243V245H63V247H62V249L63 250H61V251H67V252H69L70 251V247H72L71 249H73L74 250V252H73V254L75 255L74 256V258H77V255H80V254H83L84 256H85V254L88 252V251H90V253L88 252L87 254H89V255H91V251H96L97 249H99V248H95V247H93V245L92 244H90V240H92L93 238H95L94 236H95V234H94V232H93V234H94V236L93 237H89L90 238V240H86V238H88V237H86V233H84L83 232V230H80V229H78V227L76 226V221L78 220V218H83V220L81 219H79L80 221H81V223H82V221H83V223L84 222H86L87 224H89V225H91L90 226V228L92 227V228H98L96 231L97 232H99L98 230H100L99 229V227H100V225H101V221H103V220H101L100 221V218H101V216H103V215H100L99 216V214H100V212L102 211L101 209L102 208H106L107 207V210L105 211V213L106 212H108V215H109V218H110V220L111 221H113V219H114V217L112 218V216H111V210L113 211V209H112V206H113V202H115V201H113V199H114V196L116 195V192H118L117 190H120V194H121V196H120V198L122 197V202H123V204L125 205V208L124 207H122V209H120L121 211H118V212H121V216L123 215V218H122V220L124 219V217L125 218H128V210L131 208V205H132V201H134V202H137L138 200L140 201V199L142 200V198H143V194H144V190H145V188H146V186H147V184H145V183H147V182H144L143 180H141L140 181V179L141 178H143V176L144 177H146V176H149L148 175V172H147V166H146V168L145 167H143V163H142V161H143V158H147L148 160H150L151 161V163H152V169H151V173H150V175H151V177L152 176H156V177H158L157 178V180L159 181L160 180V178L161 179H163L161 176H164L163 174H162V172H160V167H161V165L163 166V162H165V163H167L168 164V166H170L169 165V163L171 164V163H176L177 164V167H179V168H177L178 169V171L177 172H173V173H171L172 174V176H170L171 177V180H172V182L173 183H175V187H176V189H174L175 190V192H174V190H170L171 192H172V194H173V196H175V197H178V195L180 194V192L182 191V189H183V187H185V185H184V180H185V178H187L188 177V173L190 174L191 172H196V174H197V177H198V180L200 179H204L205 178V180H208L207 181V185L209 186V187H211L210 186V180H211V182H212V180H213V182H214V179L212 178V176H210V175H208L207 176V174L208 173H206V172H202L203 171V169L201 168V164L203 163L204 165L206 164V166L205 167H207L208 165H207V163H208V161L207 160H210L211 159V156L212 155H214V156H218L219 158H221L220 159V161L222 162V164H226L223 168H221L222 170H225L226 172L227 171H231V172H233L234 170L232 169V170H230L231 168L230 167H228V164L227 163H230V162H228V160L230 159H235V158H232V157H236L237 158V160H239V166H240V170H239V174H238V181H243L242 179H241V173L243 174V172H242V170H243V168H249L250 169V171H251V173H250V175L247 177V179L245 180V181H243L244 183H247L248 184V186H246L248 189H250V194H251V202L253 203V206L255 207V210H262V211H264V183L263 184H257L258 182H256V180L255 179H253V176H254V174H255V172H256V174H260L261 172H264V89H261L260 90V92H262V93H260L259 92V89L261 88V86H263L264 87V77H263V79H261V80H259V82L258 83H261V84H259V86L258 85H256V86H258V88L256 87H252L251 88V85H249L250 86V88L248 87V82H246V79H244V75H246V73H244L245 72V70H247V68L245 69V67H243V66H245L246 64H244V65H242V68H240L239 69V73H238V75H239V80L236 82V81H233L234 80V78H232V72H231V66H229V65H231L232 63L231 62H233L232 60H231V62H228V60H227V62H228V64L229 65H227V64H223L224 62L222 61H220V58H222L223 59V55L221 56L220 55V50H219V48H218V45H217V43H219L220 41H218L217 43H215L214 41H212L211 39V36H209V35H211V34H209V35H207L206 33H208ZM219 32V31H218ZM217 32V33H218ZM16 33V32H15ZM112 33V32H111ZM181 33V32H180ZM193 33V35H191L192 37H194V34ZM216 33V34H217ZM227 33V32H226ZM229 33V32H228ZM244 33H246L245 35H243ZM252 33V34H251ZM17 34V33H16ZM40 34V33H39ZM54 34H56V33H54ZM188 34V33H187ZM219 34H221V33H219ZM233 34V33H232ZM178 35V34H177ZM180 35V34H179ZM197 35V34H196ZM229 35V34H228ZM227 35V36H228ZM233 35H235V34H233ZM232 35V36H233ZM259 35H264V34H259ZM50 36V35H49ZM61 36V35H60ZM65 36V35H64ZM87 36V35H86ZM103 36V35H102ZM162 36H163V34H162ZM165 36V35H164ZM170 36V35H169ZM183 37H184V35H182ZM188 36V35H187ZM207 36H209V37H207ZM230 36L231 35H229V37L228 38H230ZM247 36H249V35H247ZM246 36V37H247ZM252 36V37H253ZM43 37V36H42ZM96 37V36H95ZM182 37V38H183ZM216 37V36H215ZM226 37V36H225ZM234 37V36H233ZM45 38V37H44ZM51 38V37H50ZM54 38V37H53ZM64 38V37H63ZM103 38V37H102ZM128 38V37H127ZM178 38H180V37H178ZM220 38V37H219ZM232 38V37H231ZM245 38V37H244ZM248 38V37H247ZM243 39V40H245V44H246V40H248V39ZM254 38V37H253ZM264 38V37H263ZM92 39V38H91ZM99 39H100V37H99ZM104 39V38H103ZM114 39V38H113ZM218 39V38H217ZM250 39H251V36H250ZM47 40V39H46ZM61 40V39H60ZM71 40H72V38H71ZM74 40V39H73ZM87 40V39H86ZM117 40V39H116ZM129 40H131V39H129ZM215 40V39H214ZM229 40H231L230 42H228V44L230 45L232 42L234 43V41L232 40V39H229ZM243 40H241L240 42H242ZM253 40V39H252ZM264 40V39H263ZM75 41V40H74ZM85 41V40H84ZM84 41H82L83 43H84ZM110 41V40H109ZM114 41V40H113ZM159 41V40H158ZM169 41V40H168ZM176 41H177V39H176ZM188 41H190V40H188ZM238 41V42H237ZM249 41V40H248ZM261 41V40H260ZM73 42V41H72ZM89 42V41H88ZM106 42V41H105ZM175 42V41H174ZM186 43H187V41H185ZM191 42V41H190ZM189 42V43H190ZM226 42V41H225ZM262 42V41H261ZM158 43V42H157ZM179 43V42H178ZM184 43V42H183ZM243 43V42H242ZM46 44V43H45ZM53 44V43H52ZM78 44V43H77ZM82 44V43H81ZM86 44V43H85ZM108 44V43H107ZM131 44V43H130ZM228 44H227V46H228ZM234 44V45H235ZM236 44V45H237ZM240 44V43H239ZM249 44V43H248ZM254 44H255V42H254ZM44 45V44H43ZM65 45V44H64ZM89 45V44H88ZM121 45V44H120ZM168 45V44H167ZM187 45V44H186ZM221 45V44H220ZM223 45V44H222ZM221 45V46H222ZM233 44H231V46H232ZM241 45V44H240ZM78 46H80V45H78ZM84 46V45H83ZM90 46V45H89ZM261 46V45H260ZM80 47H82V46H80ZM79 47V48H80ZM114 47H116V46H114ZM147 47V46H146ZM180 47V46H179ZM223 47H224V45H223ZM223 47L222 48H220V49H222L223 50ZM240 47V46H239ZM242 47V46H241ZM250 47V46H249ZM248 47V48H249ZM259 47V46H258ZM83 48V47H82ZM226 48V47H225ZM229 48V47H228ZM234 48H236V46H234L233 47V49ZM112 49V48H111ZM119 49V48H118ZM164 49V48H163ZM182 49V48H181ZM188 49V48H187ZM190 49V48H189ZM196 49V48H195ZM238 49V48H237ZM236 49V50H237ZM240 49V48H239ZM110 50V49H109ZM137 50V49H136ZM153 50V49H152ZM184 50V49H183ZM182 50V51H183ZM191 50V49H190ZM230 50V49H229ZM232 50V49H231ZM235 49H234V51H236ZM241 50V49H240ZM242 50H243V47H242ZM247 50V49H246ZM245 50V51H246ZM250 50V49H249ZM93 51V50H92ZM104 51H105V49H104ZM192 51H193V49H192ZM257 51V50H256ZM88 52V51H87ZM94 52V51H93ZM106 52V51H105ZM116 52V51H115ZM151 52V51H150ZM165 52V51H164ZM185 52H186V49H185ZM197 52V51H196ZM223 52V51H222ZM221 52V53H222ZM227 52V51H226ZM247 52V51H246ZM99 53H101V52H99ZM140 53V52H139ZM158 53V52H157ZM156 53V54H157ZM192 53V52H191ZM224 53V52H223ZM228 53V52H227ZM235 53V52H234ZM236 53H238V52H236ZM248 53V52H247ZM261 53V52H260ZM264 53V52H263ZM71 54V53H70ZM73 54V53H72ZM141 54V53H140ZM165 54V53H164ZM178 54V53H177ZM230 54V53H229ZM242 54V53H241ZM244 54H245V52H244ZM105 55V54H104ZM163 55V54H162ZM232 55V54H231ZM246 55V54H245ZM258 55V54H257ZM71 56V55H70ZM94 56V55H93ZM99 56H100V54H99ZM117 56V55H116ZM176 56V55H175ZM204 56V57H205ZM221 56V57H220ZM235 56V55H234ZM247 56V55H246ZM246 56H244V57H246ZM250 56V55H249ZM72 57V56H71ZM114 57V56H113ZM171 57H172V55H171ZM177 57V56H176ZM92 56H91V60H92ZM191 58V57H190ZM200 58V57H199ZM198 58V59H199ZM226 58V57H225ZM235 58V57H234ZM68 59V58H67ZM109 58H107V60H108ZM241 59V58H240ZM82 60V59H81ZM111 60H112V58H111ZM116 60V59H115ZM173 60H175V59H173ZM193 60V59H192ZM191 60V61H192ZM242 60H244V59H241V61ZM246 60V59H245ZM254 60V59H253ZM264 60V59H263ZM54 61V60H53ZM94 61V60H93ZM106 61V60H105ZM109 61V60H108ZM114 61V60H113ZM187 61H188V59H187ZM206 61V60H205ZM236 61V60H235ZM240 61V60H239ZM255 61V60H254ZM261 61V60H260ZM96 62V61H95ZM129 62V61H128ZM169 62V61H168ZM171 62V61H170ZM186 62V61H185ZM190 62V61H189ZM226 62V63H227ZM237 62V61H236ZM248 62H249V60H248ZM264 62V61H263ZM98 63H99V61H98ZM101 63V62H100ZM100 63L98 64V65H100ZM113 63V62H112ZM181 63V62H180ZM184 63V62H183ZM187 63V62H186ZM231 63V64H230ZM247 63V62H246ZM250 63V62H249ZM262 63V62H261ZM52 64V63H51ZM54 64V63H53ZM61 64V63H60ZM106 64V63H105ZM109 64V63H108ZM174 64L175 63H173V66H174ZM179 64V63H178ZM68 65V64H67ZM88 65V64H87ZM116 65V64H115ZM117 65H120V64H117ZM116 65V66H117ZM169 65V64H168ZM203 65V66H202ZM239 65V64H238ZM237 65V66H238ZM111 66V65H110ZM158 67L160 66V65H157ZM156 66V67H157ZM172 66V67H173ZM187 66H189V65H187ZM248 66H249V64H248ZM263 66V68H264V65H262ZM33 67V66H32ZM62 67V66H61ZM68 67V66H67ZM102 67H103V65H102ZM115 67V66H114ZM114 67H111V68H114ZM118 67V66H117ZM144 67V66H143ZM171 67V66H170ZM169 67V68H170ZM210 67V68H211ZM235 67V66H234ZM255 67H257V66H255ZM54 68V67H53ZM85 68V67H84ZM110 68V69H111ZM116 68V67H115ZM124 68V67H123ZM130 68V67H129ZM145 68V67H144ZM177 68V67H176ZM251 68V67H250ZM262 68V67H261ZM262 68V69H263ZM6 69V68H5ZM57 69V68H56ZM55 69V70H56ZM59 69V68H58ZM65 69V68H64ZM99 69V68H98ZM136 69V68H135ZM172 69V68H171ZM258 69H260V68H258ZM10 70V69H9ZM89 70V69H88ZM92 70V69H91ZM100 70H102V68L100 69ZM106 70H108V69H106ZM123 70V69H122ZM140 70V69H139ZM169 70V69H168ZM173 70V69H172ZM256 70V69H255ZM261 70V69H260ZM259 70V71H260ZM264 70V69H263ZM63 71V70H62ZM87 71V70H86ZM105 71V70H104ZM109 71V70H108ZM116 71V70H115ZM119 71V70H118ZM118 71H117V73H118ZM180 71V70H179ZM249 71H251V70H249ZM257 71V70H256ZM258 71V72H259ZM50 72V71H49ZM55 72V71H54ZM81 72V71H80ZM97 72H99V70L97 71ZM124 72V71H123ZM137 72V71H136ZM175 72V71H174ZM63 73V72H62ZM84 73V72H83ZM111 73V72H110ZM115 73V72H114ZM145 73V72H144ZM243 73H244V75H243ZM254 73H255V71H254ZM52 74V73H51ZM59 74V73H58ZM85 74V73H84ZM120 74V73H119ZM123 74V73H122ZM121 74V75H122ZM130 74H132V73H129L128 74V77H129V75ZM137 74H138V72H137ZM248 74V73H247ZM253 74V73H252ZM257 74V73H256ZM256 74H254V75H256ZM262 74H264L263 72H262ZM13 75V74H12ZM32 75V74H31ZM70 75H72V74H70ZM136 75V74H135ZM144 75V74H143ZM156 75V76H155ZM253 75V76H254ZM64 76H66V74L64 75ZM63 76V77H64ZM68 76V75H67ZM174 76V75H173ZM236 76H237V74H236ZM13 77V76H12ZM23 77V76H22ZM35 77V76H34ZM56 77H57V75H56ZM55 77V78H56ZM61 77V76H60ZM73 77V76H72ZM77 77V76H76ZM131 77H134L133 75H131ZM130 77V78H131ZM175 77V76H174ZM250 77V76H249ZM259 77H260V75H259ZM262 77V76H261ZM38 78H40V77H38ZM62 78V77H61ZM60 78V79H61ZM73 78H75V76L73 77ZM73 78H71V79H73ZM83 78V77H82ZM81 78V79H82ZM89 76H88V80H89ZM116 78V77H115ZM120 78V77H119ZM153 78H154V80H153ZM223 78L227 81V84H226V88H228L227 89V94H231V96H232V93H233V91L235 92H237L238 94H236L233 98L231 97V101L230 100H227L226 101V103H224V104H222V103H220V102H218V101H216V92H214V90H215V88H216V86L223 80ZM236 78V77H235ZM256 78V77H255ZM23 79H24V77H23ZM58 79V78H57ZM65 79H66V77H65ZM87 79V78H86ZM85 79V80H86ZM100 79V78H99ZM122 79H124V78H122ZM126 79V78H125ZM144 79V78H143ZM238 79V78H237ZM33 80V79H32ZM54 80V79H53ZM120 80V79H119ZM172 80V79H171ZM173 80H175V79H173ZM224 80V81H225ZM35 81V80H34ZM51 81L52 80H50V83H51ZM65 81V80H64ZM87 81V80H86ZM128 81V80H127ZM132 81V80H131ZM58 83H59V80L57 81ZM62 82V81H61ZM66 82V81H65ZM85 82V81H84ZM118 82V81H117ZM124 82H125V80H124ZM135 82V81H134ZM136 82H137V80H136ZM135 82V83H136ZM141 82V81H140ZM170 82V83H169ZM178 82V81H177ZM16 83V82H15ZM43 83V82H42ZM53 83V82H52ZM57 83V84H58ZM63 83V82H62ZM123 82H121V84H122ZM126 83V82H125ZM124 83V84H125ZM131 84H132V82H130ZM155 83L159 86L160 84L159 83H161L162 85H163V90L161 89V86H160V89L158 90V89H156V86H155ZM46 84V83H45ZM56 84V83H55ZM89 84V83H88ZM108 84V83H107ZM120 84V85H121ZM124 84H122L121 86H123ZM128 84V83H127ZM142 84L143 83H141V85L138 83L137 84V86H142ZM173 84V83H172ZM177 84H179V82L177 83ZM256 84V83H255ZM255 84H252V85H255ZM92 86V85H91ZM102 86V85H101ZM150 86V85H149ZM13 87V86H12ZM37 87V86H36ZM39 87V86H38ZM43 87H45V86H43ZM86 87H88V86H86ZM90 87V86H89ZM97 87H100V86H97ZM134 87V86H133ZM136 87V86H135ZM176 87H178L179 88V86H177L176 85ZM218 87V86H217ZM95 88V87H94ZM93 88V89H94ZM143 88V87H142ZM141 88V89H142ZM147 88V90H149ZM158 88V87H157ZM47 89V88H46ZM87 89V88H86ZM92 89V90H93ZM97 89V88H96ZM84 90V89H83ZM95 90V89H94ZM103 90V89H102ZM118 90V89H117ZM124 90V89H123ZM143 90V89H142ZM147 90H146V92H147ZM158 90V91H157ZM160 90L161 91H164V93H160ZM177 90V89H176ZM218 90V89H217ZM79 91V90H78ZM77 91V92H78ZM137 91V92H136ZM9 92H11V89H10V91ZM82 92V91H81ZM81 92H80V94H81ZM85 92H86V90H85ZM91 92V91H90ZM235 92V93H236ZM73 93V92H72ZM74 93H76V92H74ZM79 93V92H78ZM177 93V94H176ZM248 93V94H247ZM10 94V93H9ZM14 94V93H13ZM12 94V95H13ZM40 94V93H39ZM55 94V93H54ZM53 94V95H54ZM87 94V93H86ZM90 94V93H89ZM108 94V93H107ZM120 94V93H119ZM123 94V93H122ZM248 95V97H247V99H249V97H250V101H249V103H248V101H247V103H248V106H247V104H246V106H247V108L245 109L244 108V104H245V102H244V100L246 99H244L243 100V95ZM15 95V94H14ZM36 95V94H35ZM38 95V94H37ZM91 95V94H90ZM10 96V95H9ZM40 96V95H39ZM50 96V95H49ZM71 96V95H70ZM74 96V95H73ZM111 96V95H110ZM118 95L116 94V97H117ZM124 96H125V94H124ZM11 97V96H10ZM9 97V98H10ZM52 97V96H51ZM65 97V96H64ZM67 97V96H66ZM68 97H69V95H68ZM67 97V98H68ZM79 97V96H78ZM85 97V96H84ZM91 97V96H90ZM113 97V96H112ZM118 97H120V100H121V96H118ZM123 97V96H122ZM230 97V96H229ZM8 98V97H7ZM13 98H15V96L13 97ZM13 98H11L12 100H13ZM72 97H70V99H71ZM80 98V97H79ZM78 98V99H79ZM82 98H83V96H82ZM114 98V97H113ZM9 100V101H12V100ZM16 99H18L17 101H19V98L17 97V98H15V100ZM46 99V98H45ZM64 99V98H63ZM81 99V98H80ZM86 99H88V97L86 98ZM119 99V98H118ZM123 99H124V97H123ZM36 100V99H35ZM54 100V99H53ZM77 100V99H76ZM81 100H83V99H81ZM97 100H98V98H97ZM17 101H13L12 103V105H19V103H17ZM37 101V100H36ZM43 101V100H42ZM46 101V100H45ZM51 101H52V99H51ZM58 101V100H57ZM84 101V100H83ZM95 100H93V103H95L94 102ZM99 101H101V99L99 100ZM98 101V102H99ZM41 102V101H40ZM46 102H50L49 100L48 101H46ZM56 102V101H55ZM89 102V101H88ZM97 102V103H98ZM115 102V101H114ZM116 102H118V101H116ZM122 103H124L123 102V100L121 101ZM120 101L118 102V105H117V107L119 106V104L121 103ZM216 102H217V104H216ZM222 102V101H221ZM263 103L262 105L260 104V103ZM10 103V102H9ZM15 103H17V104H15ZM21 103V102H20ZM39 103V102H38ZM64 103V102H63ZM77 103V102H76ZM90 103H92V102H90ZM89 103V104H90ZM92 103V104H93ZM100 103V102H99ZM98 103V104H99ZM103 103V102H102ZM102 103H100L99 104V106L101 107H103V104ZM121 103V104H122ZM11 104V103H10ZM44 104H45V102H44ZM46 104H48V103H46ZM44 105L45 107H47V105ZM65 104V103H64ZM79 104V103H78ZM92 104H90V105H92ZM98 104H96V105H98ZM17 105V106H18ZM51 105V104H50ZM123 105V104H122ZM262 106V108L261 109H259L261 106ZM41 106V105H40ZM75 106H77L76 104H75ZM95 106V105H94ZM106 106V105H105ZM115 106V105H114ZM124 106V105H123ZM258 106V107H257ZM13 107V106H12ZM69 107H71V106H69ZM73 107V106H72ZM101 107V108H102ZM116 107V106H115ZM39 108V107H38ZM42 108V107H41ZM50 108V107H49ZM56 108V107H55ZM68 108V107H67ZM83 108V107H82ZM88 108V107H87ZM99 108V107H98ZM97 108V109H98ZM120 108H121V106H120ZM258 108V109H257ZM74 109V108H73ZM94 109V108H93ZM109 109V108H108ZM116 109V108H115ZM118 109H119V107H118ZM117 109V110H118ZM12 110V109H11ZM45 110V109H44ZM50 110V109H49ZM106 110V109H105ZM13 111V110H12ZM15 111V110H14ZM13 111V112H14ZM37 111H38V109H37ZM59 111V110H58ZM107 111V110H106ZM111 111V110H110ZM126 111V110H125ZM16 112V111H15ZM38 112H40V111H38ZM68 112V111H67ZM84 112H86V111H84ZM57 112H55V114H56ZM71 113V112H70ZM73 113V112H72ZM71 113V114H72ZM106 113V112H105ZM105 113H103L104 114V116L102 117V121L103 122H105V119H106V114H108V112L105 114ZM24 114V113H23ZM47 114V113H46ZM58 114H59V116L62 114V113H57V116H58ZM67 114V113H66ZM36 115V114H35ZM41 114H38V118H39V116H40ZM63 115V114H62ZM112 115H113V113H112ZM111 115V117L113 118V116ZM123 115V114H122ZM13 116V115H12ZM97 116V115H96ZM35 117V116H34ZM61 117V116H60ZM36 118V117H35ZM35 118H34V120H35ZM38 118L36 119V120H38ZM52 118V117H51ZM76 118V117H75ZM125 118V117H124ZM12 119V118H11ZM14 119V118H13ZM41 119V118H40ZM54 119V118H53ZM81 119V118H80ZM16 120V119H15ZM51 120V119H50ZM56 120V119H55ZM58 120V119H57ZM67 120V119H66ZM100 120V121H101ZM113 120H114V118L112 119V122H113ZM119 120V119H118ZM54 121V120H53ZM60 121V120H59ZM91 121V120H90ZM117 121V120H116ZM30 122V121H29ZM52 122V121H51ZM55 122V121H54ZM53 122V123H54ZM68 122V121H67ZM82 122V124H83V121H81ZM97 122H98V120H97ZM119 122H120V120H119ZM119 122H118V124H119ZM37 123V122H36ZM40 123V122H39ZM38 123V124H39ZM56 123H57V121H56ZM55 123V124H56ZM59 124H61L60 122H58ZM78 123V122H77ZM76 123V124H77ZM89 123V122H88ZM99 123H101V122H99ZM98 123V124H99ZM107 123V122H106ZM116 123V122H115ZM121 123V122H120ZM124 123V122H123ZM29 124V123H28ZM58 124V125H59ZM67 124V123H66ZM75 124V125H76ZM84 124H85V122H84ZM83 124V125H84ZM87 124V123H86ZM92 123L90 122V125H91ZM125 124V123H124ZM123 124V125H124ZM126 124H125V126H126ZM223 125V127H224V125L227 127V131H228V134L230 133L231 135H230V137H228L229 139H220V135H218V132L216 133V130L215 129H217V128H219L220 127V125ZM58 125H57V127H58ZM62 125V124H61ZM69 125V124H68ZM71 125V124H70ZM72 125H74V124H72ZM79 125L81 126V124L79 123ZM89 125V124H88ZM111 125V124H110ZM120 125V124H119ZM122 125V123H121V125L120 126H123ZM40 126V125H39ZM48 126V125H47ZM77 126V125H76ZM79 126V127H80ZM86 126V125H85ZM103 126V125H102ZM101 126V127H102ZM112 126V125H111ZM52 127V126H51ZM50 127V128H51ZM87 127V126H86ZM90 127V126H89ZM105 127V126H104ZM124 127V126H123ZM35 128V127H34ZM37 128V127H36ZM59 129H61L60 128V126L58 127ZM67 128V127H66ZM73 128V127H72ZM81 128V127H80ZM93 128V127H92ZM106 128V127H105ZM113 128H115V126L113 127ZM38 129V128H37ZM47 129V128H46ZM83 129H84V127H83ZM98 129L100 130V125L98 126ZM103 129V128H102ZM101 129V130H102ZM107 129V128H106ZM109 129H110V126H109ZM109 129L107 130V131H109ZM118 128H116L115 130H117ZM119 129L121 130V127H119ZM117 130L118 132H120V130ZM39 130V129H38ZM49 130V129H48ZM64 130V129H63ZM95 130V129H94ZM93 130V131H94ZM104 130V129H103ZM102 130V131H103ZM112 130V129H111ZM32 131V130H31ZM43 131V130H42ZM50 131V130H49ZM58 131V130H57ZM66 131V130H65ZM73 131V130H72ZM86 131V130H85ZM96 131H98V130H96ZM102 131H100V132H102ZM117 131H115V132H117ZM226 131V132H227ZM35 132V131H34ZM40 132V131H39ZM44 132V131H43ZM60 132V131H59ZM59 132L57 133V134H59ZM71 132V131H70ZM88 132V131H87ZM92 132V131H91ZM99 132V131H98ZM41 133V132H40ZM40 133H38L39 135H40ZM86 133V132H85ZM105 133V132H104ZM103 133V134H104ZM107 133V132H106ZM110 133V132H109ZM108 133V134H109ZM224 133V132H223ZM2 134H4V133H2ZM35 134V133H34ZM33 134V135H34ZM45 134H48L47 132H45ZM51 134V133H50ZM72 134V133H71ZM84 134V133H83ZM88 133H86L85 135H87ZM97 134V133H96ZM102 134V133H101ZM101 134H99V138L101 137L100 135ZM122 134H120V135H122ZM227 134V133H226ZM19 135V134H18ZM30 135V134H29ZM32 135V136H33ZM60 135V134H59ZM61 135H63V134H61ZM90 135V134H89ZM106 135V134H105ZM31 136V135H30ZM65 136H67L66 134H65ZM64 136V137H65ZM118 136V135H117ZM223 136V135H222ZM228 136V135H227ZM234 136V137H233ZM14 137V136H13ZM17 137V136H16ZM23 137V136H22ZM98 137V136H97ZM105 137V136H104ZM55 139L57 138L56 136L54 137ZM59 138V137H58ZM67 138V137H66ZM117 138V137H116ZM7 139V138H6ZM13 139H16V138H13ZM36 139H39V138H36ZM60 139V138H59ZM69 139V138H68ZM169 139H171V140H173L174 142V144H176L175 146L174 145H172V143L171 144H169ZM218 139H220V140H218ZM2 140V139H1ZM22 140V139H21ZM25 140H27V139H25ZM30 140H31V137H30ZM40 140H41V138H40ZM57 140V139H56ZM61 140V142H62V140H63V136H62V138L60 139ZM65 140V139H64ZM115 140V139H114ZM23 141H24V139H23ZM33 141H35V140H33ZM33 141H32V143H33ZM53 141H54V139H53ZM52 140L50 141L51 143L53 142ZM70 141V142H71ZM90 141V139L88 140V142L87 143H90L89 142ZM97 141V140H96ZM96 141H95V143H96ZM109 141V140H108ZM47 142V141H46ZM66 142H67V140H66ZM114 142H116V141H114ZM172 142V141H171ZM6 143V142H5ZM51 143H50V145H51ZM56 143L58 144L59 143V140H58V142L56 141ZM65 143V142H64ZM63 142H62V144H64ZM86 143V145H88ZM177 143H180V145L182 144L183 145V143H184V145H183V147L184 148H180V147H177ZM16 144V143H15ZM24 144V143H23ZM38 144V143H37ZM44 144V143H43ZM54 144V143H53ZM60 144V143H59ZM58 144V146L60 147L62 144H60L59 145ZM107 144V143H106ZM192 145L193 144V147H191V149L193 150V152H188L189 151V149L186 151L185 150V148H186V145ZM25 145V144H24ZM48 145H49V143H48ZM56 145V144H55ZM54 145V146H55ZM65 145H66V143H65ZM73 145V146H74ZM103 145V144H102ZM111 145V144H110ZM179 145V146H180ZM188 145V148L190 147ZM12 146V145H11ZM45 146V145H44ZM46 146H47V143H46ZM57 146V147H58ZM70 146V145H69ZM96 147H97V145H95ZM174 146V147H173ZM213 146H216V148H213ZM1 147V146H0ZM49 147V146H48ZM51 147V146H50ZM53 147V146H52ZM62 147V146H61ZM108 147V146H107ZM197 149H196V148ZM7 148V147H6ZM5 148V149H6ZM18 148V147H17ZM25 148V147H24ZM43 148V147H42ZM178 148V149H177ZM194 148L196 149V151L198 152V151H200L199 149L201 148V150H202V152H201V154H199L200 155V158H198L197 157V153L195 152V150H194ZM39 149V147L36 149V150H38ZM46 149V148H45ZM55 149V148H54ZM57 149V148H56ZM60 149V148H59ZM71 149V150H72ZM102 149V148H101ZM8 150H10V149H8ZM20 150V149H19ZM40 150V149H39ZM42 150V149H41ZM52 150V149H51ZM62 150V149H61ZM70 150V151H71ZM67 151V150H66ZM69 151V152H70ZM73 151V150H72ZM112 151H113V153H112ZM36 152V151H35ZM45 152V151H44ZM43 152V153H44ZM58 152V151H57ZM57 152H56V155H57ZM102 152V151H101ZM48 153V152H47ZM50 153V152H49ZM54 153V152H53ZM198 153H200V152H198ZM2 154H4V153H2ZM5 154H7V153H5ZM59 154V153H58ZM71 154H73V155H71ZM105 154H106V152H105ZM195 154H196V158L194 157L195 156ZM44 155V154H43ZM48 155V154H47ZM71 155V158L69 157V156ZM110 155V156H111ZM198 155V156H199ZM10 156V155H9ZM37 156V155H36ZM35 156V157H36ZM49 156V155H48ZM68 156V157H67ZM32 157H34V156H32ZM61 157V156H60ZM101 157V156H100ZM107 157H108V155H107ZM114 157H110L111 159H113ZM118 157V158H119ZM8 158V157H7ZM69 158V160L67 161V159ZM109 158V160L111 161V159ZM1 159V158H0ZM6 159V158H5ZM18 159V158H17ZM16 159V160H17ZM21 159V158H20ZM53 159V158H52ZM119 159V160H120ZM214 159V158H213ZM14 160V159H13ZM38 160V159H37ZM41 161V160H40ZM56 161H58V160H56ZM70 161V162H69ZM105 161V160H104ZM112 161H114V160H112ZM4 162V161H3ZM17 162H18V160H17ZM22 162V161H21ZM24 162V161H23ZM54 162H55V160H54ZM69 162V164H67ZM100 162V163H99ZM118 162V161H117ZM116 162V163H117ZM207 162V163H206ZM212 162V161H211ZM220 162V163H221ZM5 163V162H4ZM31 163V162H30ZM124 163V165L122 166V164ZM209 163H210V161H209ZM216 163V162H215ZM8 164V163H7ZM18 164H21V163H19L18 162ZM103 164H104V162H103ZM106 164V163H105ZM111 164H112V162H111ZM202 164V165H203ZM218 164V163H217ZM45 165H46V163H45ZM175 165V164H174ZM9 166H11V165H9ZM14 166V165H13ZM35 166V165H34ZM107 166V165H106ZM114 166H115V164H114ZM113 166V167H114ZM165 166V165H164ZM163 166V167H164ZM167 166V165H166ZM165 166V167H166ZM18 167V166H17ZM16 167V168H17ZM43 167H44V164H43ZM104 167V166H103ZM112 167V168H113ZM125 167H130L132 170H134L133 171V173H135V175H136V173H138L139 175H138V179H139V181H137L136 179L134 180V178H135V175H134V178H132L133 177V173H132V176L129 174L128 175V173L130 172L129 170H131V169H127L128 170V172H127V174H125L126 172H125ZM174 167V166H173ZM214 167V166H213ZM11 168V167H10ZM57 168H58V166H57ZM101 168H102V166H101ZM123 168V169H122ZM144 168H145V171H144ZM208 168V167H207ZM210 168V167H209ZM220 168V167H219ZM35 169V168H34ZM55 169V168H54ZM149 169V168H148ZM202 169V170H201ZM104 170H107L106 168L104 169ZM42 171V170H41ZM45 171H46V169H45ZM98 171H100V172H98ZM191 171V172H190ZM206 171V170H205ZM209 171V170H208ZM211 171H213L212 169H211ZM217 171V170H216ZM244 171V170H243ZM1 172V171H0ZM37 172V171H36ZM38 173V172H37ZM36 173V174H37ZM98 173H99V175H98ZM104 173H106V171H104ZM164 173V172H163ZM234 173V172H233ZM21 174V173H20ZM33 174V173H32ZM42 174V173H41ZM46 174V173H45ZM44 174V175H45ZM143 174H145V175H143ZM170 174V175H171ZM232 174V173H231ZM219 175H221L220 173H219ZM226 175V174H225ZM228 175V174H227ZM98 176H99V178H98ZM104 175H102V177H103ZM105 176H106V174H105ZM104 176V177H105ZM190 176L192 177V173L190 174ZM224 176V175H223ZM33 177V176H32ZM44 177V176H43ZM101 177V178H102ZM169 177V176H168ZM167 177V178H168ZM259 177H263V179H264V174H260L259 175ZM46 178V176L43 178V179H45ZM78 178V180L80 179L81 181V183L79 182V181H77L78 183H76V185L77 184H83V186H86V185H84L86 182H88V187L86 186L85 188H82V187H77V186H72V187H70V185L68 186V184H69V182L70 181H73V180H75V179H77ZM42 179V180H43ZM104 179V178H103ZM106 179V178H105ZM104 179V180H105ZM190 179V178H189ZM220 179V178H219ZM237 179V178H236ZM148 180V179H147ZM155 180V179H154ZM197 180V181H198ZM200 180H199V183H200ZM2 181H3V179H2ZM5 181V180H4ZM8 181V180H7ZM107 181V180H106ZM106 181H104V182H106ZM132 181H133V183H134V186H133V188L132 189H130V187L132 186ZM150 181V180H149ZM153 181V180H152ZM158 181H155L154 183H161L162 181L160 180V182H158ZM218 181V180H217ZM6 182V181H5ZM4 182V183H5ZM75 182V181H74ZM186 182V181H185ZM188 182V181H187ZM237 182V181H236ZM263 182V181H262ZM102 183H103V181H102ZM132 183V184H131ZM152 183V182H151ZM153 183V184H154ZM167 183V182H166ZM169 183V182H168ZM209 183V184H208ZM242 183V182H241ZM1 184V183H0ZM164 184V183H163ZM170 184H172V183H170ZM214 185L215 184V186H213L214 188H215V190H214V193L213 192H211V193H213V194H217L218 195V193L220 192H218L217 190H218V186H219V183H218V186H217V183H216V181H215V183H211V185ZM243 184V183H242ZM247 184H245V185H247ZM5 185H6V183H5ZM10 185V184H9ZM20 185V184H19ZM107 185V186H108ZM155 185H158V184H155ZM166 185V184H165ZM187 185V184H186ZM223 185V184H222ZM244 185V186H245ZM2 186H3V184H2ZM1 186V187H2ZM80 186H82V185H80ZM104 186V185H103ZM105 186H106V183H105ZM150 186H153L152 184H150ZM221 186V185H220ZM240 186V185H239ZM10 187V186H9ZM154 187V186H153ZM191 187V186H190ZM201 187V186H200ZM246 187H242V186H240L239 188H240V190H242L243 191V189L244 190H247V192H248V189H246ZM101 188H103V187H101ZM100 188V189H101ZM120 188V189H119ZM160 188H162V187H160ZM205 188H207V187H205ZM238 188V189H239ZM242 188V189H241ZM5 189V188H4ZM4 189H3V191H4ZM8 189V188H7ZM198 189V188H197ZM202 189V188H201ZM212 189H210L211 191H212ZM222 189H223V187H222ZM236 189V188H235ZM133 191V197H131L130 196V194H129V192L130 191ZM162 190V189H161ZM206 190V189H205ZM208 191H209V189H207ZM220 190V189H219ZM105 191V190H104ZM103 191V192H104ZM146 191V190H145ZM184 191V190H183ZM233 191V190H232ZM8 192H11V191H8ZM75 192H77V194H79V196H77V198H75V196H74V194H75ZM163 192V191H162ZM166 192V191H165ZM177 192V194H175ZM4 193V192H3ZM3 193H1V196H2V194ZM115 193V194H114ZM190 193V192H189ZM195 193V192H194ZM206 193V192H205ZM238 193V192H237ZM244 193V192H243ZM7 194V193H6ZM166 194V193H165ZM209 194V193H208ZM105 195H102V196H105ZM108 195V196H107ZM170 195V194H169ZM211 195V194H210ZM220 195V194H219ZM7 196V195H6ZM117 196V195H116ZM130 196V197H129ZM171 196V195H170ZM180 196V195H179ZM207 196H209V195H207ZM221 196H222V193H221ZM72 197V198H71ZM79 197V198H78ZM148 197V196H147ZM215 197V196H214ZM220 197V196H219ZM72 200H71V199ZM195 198V197H194ZM6 199H8V198H6ZM10 199H8L7 200V202L10 200ZM68 199H69V202H67L68 201ZM171 199H172V197H171ZM209 199V198H208ZM215 199V198H214ZM67 200V201H66ZM177 200V199H176ZM180 200V199H179ZM229 200V199H228ZM194 201V200H193ZM6 202V201H5ZM12 202V201H11ZM20 202V204H22ZM103 202H105V203H107V206H106V204H104ZM196 202V201H195ZM194 202V203H195ZM225 202V201H224ZM116 203V202H115ZM120 203V202H119ZM182 203V202H181ZM193 203V204H194ZM211 203V202H210ZM209 203V204H210ZM9 204H11L10 202H9ZM12 204H14V203H12ZM11 204V205H12ZM16 204V203H15ZM17 204H19V203H17ZM117 204V203H116ZM172 204V203H171ZM176 204V203H175ZM193 204H191V205H193ZM104 205L106 206V207H104ZM138 205V204H137ZM178 205V204H177ZM219 205V204H218ZM52 206H55L54 207V209L56 208L58 211H61L63 208H64V215L63 216H61V217H63L64 219H69V220H67L66 222L67 223H69V225L70 226H66L65 224H67V223H65L64 224V222H63V224L61 223V221H56L55 219H54V217H55V215L53 216V214H52V212H55V211H51V207ZM115 206V205H114ZM117 206V205H116ZM123 206V205H122ZM171 206V205H170ZM6 207H7V205H6ZM132 207H133V205H132ZM216 207V206H215ZM20 208V207H19ZM53 208V207H52ZM117 208V207H116ZM120 208V207H119ZM119 208H118V210H119ZM134 208V207H133ZM186 208V207H185ZM226 208V207H225ZM18 209V208H17ZM115 209V208H114ZM174 209H176V208H174ZM21 210V209H20ZM53 210V209H52ZM162 210V209H161ZM191 210V209H190ZM217 210V209H216ZM223 210V209H222ZM7 211V210H6ZM16 211V210H15ZM19 211V210H18ZM100 211V212H99ZM116 211H117V209H116ZM116 211L114 210V213H116ZM181 211V210H180ZM179 211V212H180ZM194 211V210H193ZM17 212V211H16ZM184 212V211H183ZM213 212H214V210H213ZM220 212V211H219ZM24 213V212H23ZM102 213H104V212H102ZM101 213V214H102ZM105 213H104V215H105ZM132 213V212H131ZM166 213V212H165ZM197 213V212H196ZM212 213V212H211ZM210 213V214H211ZM18 214V213H17ZM56 215H57V213H55ZM107 214V213H106ZM116 214H119V213H116ZM190 214V213H189ZM193 214V213H192ZM37 215V214H36ZM42 215V214H41ZM107 215V216H108ZM114 215V214H113ZM120 215V214H119ZM119 215H118V217H119ZM187 215V214H186ZM253 215V214H252ZM19 216V215H18ZM18 216H16V217H18ZM21 216H22V214H21ZM24 216V215H23ZM39 216V215H38ZM44 216V217H45ZM60 215H58V217H59ZM106 216V215H105ZM116 216V215H115ZM20 217V216H19ZM29 217V216H28ZM69 217V218H68ZM14 218H15V216H14ZM38 218V217H37ZM121 218H119V219H121ZM130 218V217H129ZM202 218H203V216H202ZM205 218V217H204ZM40 219V218H39ZM58 219V218H57ZM60 219V218H59ZM117 218L115 217V221H117V220H119V219H117ZM165 219V218H164ZM15 220H16V218H15ZM26 220V219H25ZM61 220H63V219H61ZM79 220H78V222H79ZM106 220V219H105ZM109 220V224H108V226H111V228H113L114 227V222H111ZM126 220V219H125ZM171 220V219H170ZM209 220V219H208ZM220 220V219H219ZM3 221V220H2ZM10 221V220H9ZM21 221H23V220H21ZM107 221V220H106ZM120 221V220H119ZM249 221V220H248ZM1 222V221H0ZM4 222H5V220H4ZM8 222V221H7ZM12 222V221H11ZM14 222H16V221H14ZM18 222H20V221H18ZM23 222H25V221H23ZM29 222V221H28ZM41 222H43V220H41ZM77 222V223H78ZM104 222V221H103ZM102 222V223H103ZM190 222V221H189ZM196 222V221H195ZM2 223V222H1ZM6 223V222H5ZM10 223V222H9ZM26 223V222H25ZM30 223V222H29ZM116 223H118V222H115V225H116ZM232 223V222H231ZM252 223V222H251ZM20 224H22V223H20ZM110 224H113V227H112V225H110ZM132 224V223H131ZM185 224V223H184ZM188 224V223H187ZM254 224V223H253ZM26 225V224H25ZM32 225V224H31ZM68 225V224H67ZM180 225V224H179ZM233 225V224H232ZM239 225V224H238ZM6 226V225H5ZM12 226V225H11ZM23 226H24V224H23ZM29 226V225H28ZM82 226V225H81ZM85 226H86V224H85ZM101 226H104L103 224L101 225ZM107 226V227H108ZM187 226V225H186ZM235 226V225H234ZM7 227V226H6ZM25 227V226H24ZM23 227V228H24ZM116 227H117V225H116ZM128 227V226H127ZM130 227V226H129ZM225 227H227V226H224L223 225V227H220L219 229H217L218 231L216 232V234L217 235H219L220 236V234H222L223 233V231L226 229ZM3 228V227H2ZM11 228V227H10ZM20 228V227H19ZM26 228H28V227H26ZM85 228V227H84ZM89 228V229H90ZM110 228V227H109ZM131 228V227H130ZM133 228V227H132ZM170 228V227H169ZM228 228V227H227ZM81 229H82V227H81ZM102 229V228H101ZM104 229H106V228H104ZM115 228H113V230H114ZM216 229V228H215ZM229 229H231V228H229ZM228 229V230H229ZM7 230V229H6ZM20 230V229H19ZM69 230L70 231H72L74 234H75V236L73 237V236H70L71 234H73V233H71V234H69V236H67V233L66 232H69ZM85 230V232H86V228L84 229ZM88 230V229H87ZM111 230V229H110ZM128 230V229H127ZM196 230V229H195ZM10 231V230H9ZM22 231V230H21ZM20 231V232H21ZM30 231H31V229H30ZM92 231H94L93 229L91 230L90 229V233H88V234H90L91 235V232ZM103 231V230H102ZM107 231H108V229H107ZM130 231V230H129ZM215 231V230H214ZM264 231V230H263ZM15 232V231H14ZM23 232V231H22ZM83 232V233H82ZM88 232V231H87ZM100 232H101V230H100ZM104 232V231H103ZM109 232V231H108ZM235 232V231H234ZM70 233V232H69ZM110 233V232H109ZM108 233V234H109ZM111 233H113V231L111 232ZM115 233V232H114ZM129 233V232H128ZM194 233V232H193ZM225 233V232H224ZM223 233V234H224ZM1 234V233H0ZM39 234V235H40ZM73 234V235H74ZM101 234V233H100ZM99 234V235H100ZM103 234V233H102ZM101 234V235H102ZM108 234H106V232H105V235H108ZM117 234V233H116ZM115 234V235H116ZM222 234V235H223ZM2 235V234H1ZM90 235H88V236H90ZM104 235V234H103ZM119 235V234H118ZM117 235V236H118ZM127 235V234H126ZM164 235H166V234H164ZM12 236V235H11ZM27 236V235H26ZM175 236V235H174ZM216 236V235H215ZM238 236V235H237ZM240 236H241V234H240ZM6 237V236H5ZM32 237V236H31ZM30 237V238H31ZM98 237H100V236H98ZM109 239H110V241L112 240V239H114L113 238V236L111 237V235L109 234ZM123 237V236H122ZM15 238V237H14ZM24 238V237H23ZM22 238V239H23ZM102 238V237H101ZM107 238V237H106ZM112 238V239H111ZM199 238H200V236H199ZM208 238V237H207ZM225 238V237H224ZM228 238V237H227ZM35 239V238H34ZM40 239V238H39ZM38 238H36V240H33L32 239V241H33V243H35V242H37V240H39ZM98 238H97V236H96V240H97ZM100 239V238H99ZM108 239V238H107ZM109 239H108V243H109ZM2 240V239H1ZM25 240H27V239H25ZM29 240V239H28ZM42 240V239H41ZM123 240V239H122ZM125 240V239H124ZM127 240V239H126ZM199 240H201V239H199ZM19 241V240H18ZM24 241V240H23ZM30 241V240H29ZM29 241H27L28 243H29ZM32 241H30V243H32ZM35 241V242H34ZM40 241V240H39ZM43 241V240H42ZM90 241V242H89ZM93 241H95V239H93ZM92 241V242H93ZM98 241V240H97ZM112 241H114V240H112ZM118 241H119V239H118ZM184 241V240H183ZM24 242H26V241H24ZM24 242H23V244H24ZM54 242V243H55ZM91 242V243H92ZM100 242V241H99ZM98 242V243H99ZM221 242V241H220ZM27 243V244H28ZM93 243H95V242H93ZM105 243H106V240H105ZM112 243H114V242H112ZM112 243H109V244H107L106 245V249H105V253H104V255L106 254V253H108V254H110V253H112L113 254V250H114V252L116 251L115 250V248L113 249V246H114V244H112ZM116 243V242H115ZM123 243V242H122ZM185 243V242H184ZM204 243V242H203ZM258 243V242H257ZM48 244V245H49ZM58 244H60V243H58ZM97 244V243H96ZM195 244V243H194ZM256 244V243H255ZM254 244V245H255ZM6 245V244H5ZM13 245V244H12ZM30 245V244H29ZM34 245V244H33ZM43 245V244H42ZM47 245V244H46ZM97 245H99V244H97ZM104 246H105V244H103ZM188 245V244H187ZM253 245V246H254ZM258 251H257V246H256V248H255V246H254V248H255V250L257 251V253L255 252V250L253 251V252H255L257 255V258L258 257H260L261 258V255L262 256H264V238L262 239V240H260L259 241V243H258ZM25 246H26V249H27V247H28V245H26V243H25ZM115 246H117V245H115ZM35 247V246H34ZM39 246H37L36 248H38ZM52 247V246H51ZM97 247V246H96ZM118 247V246H117ZM120 247V246H119ZM173 247V246H172ZM40 248H41V246H40ZM55 248V247H54ZM58 248V247H57ZM69 248V249H68ZM104 248V247H103ZM30 249H31V247H30ZM29 249V250H30ZM43 249H47V246L44 248L43 247ZM48 249L50 250V247H48ZM120 249V248H119ZM118 249V250H119ZM186 249V248H185ZM21 250V249H20ZM54 249L52 248V251H53ZM104 251L102 248L100 249V251ZM191 250V249H190ZM214 250H215V248H214ZM217 250V249H216ZM26 251V250H25ZM47 251V250H46ZM51 251V250H50ZM57 251H59V249L57 250ZM72 251V250H71ZM71 251H70V253H67V255H69V256H67V257H69V259H61V260H59V258H62L63 256L62 255H64L65 256V253H63V254H61V256L62 257H59L58 258V260L56 261L57 263H59V264H87L86 262L84 263H79V262H77V261H74L73 262V260H72V257H71ZM87 251V252H86ZM99 251V252H100ZM178 251V250H177ZM186 250H184V252H185ZM197 251V250H196ZM202 251V250H201ZM210 251V250H209ZM245 251V250H244ZM18 252V251H17ZM49 252V251H48ZM97 252V251H96ZM98 252V253H99ZM183 252V253H184ZM190 252V251H189ZM248 252V251H247ZM252 252V253H253ZM30 253V252H29ZM210 253V252H209ZM220 253V252H219ZM225 253V252H224ZM252 253H250V254H252ZM255 253L254 254H252V256L254 257V255H255ZM34 254V253H33ZM49 254V253H48ZM53 254V253H52ZM51 254V255H52ZM56 254V253H55ZM93 254L94 253H92V256H93ZM112 254H110V255H112ZM179 254H181V253H179ZM22 255H24V254H22ZM43 255V254H42ZM96 255V254H95ZM101 257H102V259L105 257L106 258V255L105 256H102L103 255V252H102V254H99ZM209 255V254H208ZM18 256V255H17ZM44 256V255H43ZM48 256V255H47ZM50 256V255H49ZM57 256H60V255H57ZM73 256V255H72ZM87 256V255H86ZM91 256V257H92ZM109 256V255H108ZM185 256V255H184ZM223 256V255H222ZM2 257V256H1ZM26 257H27V255H26ZM55 257V256H54ZM88 258L87 259H90L91 257L90 256H87ZM90 257V258H89ZM97 257H99V256H97ZM95 258V259H99L100 260V257L99 258ZM237 257V256H236ZM252 257V258H253ZM12 258H13V256H12ZM23 259L25 258L24 256L22 257ZM35 258V257H34ZM38 258V257H37ZM48 258V257H47ZM51 258L52 259H54L53 258V256H51ZM66 258V257H65ZM81 258V257H80ZM105 258H104V260H105ZM241 258V257H240ZM252 258H251V260H252ZM259 258V259H260ZM264 258V257H263ZM32 259H33V257H32ZM56 259H57V257H56ZM79 259V258H78ZM77 259V260H78ZM84 259H86V257L84 258L83 257V259L82 260H84ZM95 259H93L94 261H95ZM230 259V258H229ZM254 260L256 259V258H253ZM262 259V258H261ZM4 260V259H3ZM27 261H25L24 260V262H23V264L24 263H28L29 264V260L28 259H26ZM67 260H69V261H67ZM82 260H80V261H82ZM104 260H102V262L104 261ZM107 260V259H106ZM217 260V259H216ZM227 260V259H226ZM254 260H252V261H254ZM1 261H2V259H1ZM17 261L19 262V260H18V258H17V260L15 259V261L13 262V264H20V263H17ZM87 261V260H86ZM91 261V260H90ZM109 261V260H108ZM108 261H105V262H107V264H109L108 263ZM237 261V260H236ZM243 261V260H242ZM36 262H38V263H36ZM35 263L36 264H45V263H43V262H40V261H36ZM51 262H54L53 260H51ZM96 262L98 263V261L96 260ZM102 262L100 263L99 262V264H102ZM104 262V263H105ZM261 261H259V263H260ZM263 262V261H262ZM50 263V262H49ZM91 263H92V261H91ZM90 263V264H91ZM94 263V262H93ZM92 263V264H93ZM96 263V264H97ZM210 263V262H209ZM208 263V264H209ZM223 263V262H222ZM226 263V262H225ZM0 264H2V262H0ZM50 264H52V263H50ZM54 264V263H53ZM180 264H182V262L180 263ZM191 264V263H190ZM248 264V263H247Z\"/></svg>",
	"mask_w": 264,
	"mask_h": 264
}]
</instances>
